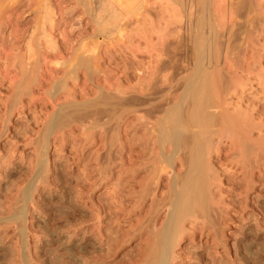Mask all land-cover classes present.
Returning <instances> with one entry per match:
<instances>
[{
  "label": "rangeland",
  "instance_id": "1",
  "mask_svg": "<svg viewBox=\"0 0 264 264\" xmlns=\"http://www.w3.org/2000/svg\"><path fill=\"white\" fill-rule=\"evenodd\" d=\"M81 1L0 0V264H153L152 249H161L170 222L165 264H264V0L239 7L223 0H101L99 7ZM206 22L224 41L210 71L228 69L220 68L224 87H212L229 94L220 90L226 103L214 96L205 109L219 114L227 105L236 113L238 106L248 132L243 127L241 139L211 134L205 165L212 166L198 179L204 210L179 221L172 211L189 160L184 145L173 147L164 136L191 140L198 127L184 126L187 102L181 125L165 124V115L179 105L183 77L193 71L190 51L180 64L176 41L205 34L199 27ZM210 170L220 178L211 179Z\"/></svg>",
  "mask_w": 264,
  "mask_h": 264
},
{
  "label": "bare ground",
  "instance_id": "2",
  "mask_svg": "<svg viewBox=\"0 0 264 264\" xmlns=\"http://www.w3.org/2000/svg\"><path fill=\"white\" fill-rule=\"evenodd\" d=\"M82 1H85V0H82ZM81 1V2H82ZM90 1V0H89ZM94 3V6L95 7H99L100 5H101V3H102V1L101 0H92ZM112 1V0H111ZM189 1H191V0H189ZM197 1V0H196ZM206 0H201V2H205ZM209 1H211V0H209ZM215 1V0H214ZM219 1V0H218ZM222 1V0H221ZM220 1V2H221ZM225 3L227 2V3H229V6H230V4H233V6H240L239 4L240 3H249L250 2V4H252V2L251 1H253V0H223ZM222 1V2H223ZM256 1V0H255ZM261 1H263V0H261ZM45 2V1H44ZM88 2V1H87ZM104 2H105V0H104ZM103 2V3H104ZM183 2V1H182ZM187 2V1H186ZM191 2H193V1H191ZM198 2V1H197ZM199 2H200V0H199ZM254 2V1H253ZM257 2V1H256ZM255 2V3H256ZM39 4H41L40 2H38ZM43 3V2H42ZM79 3V2H78ZM84 3H86V1L84 2ZM91 3V2H90ZM210 3V2H209ZM239 3V4H238ZM44 4V3H43ZM106 4H107V2H106ZM211 4V3H210ZM213 4V3H212ZM218 4H219V2H218ZM236 4V5H235ZM254 4V3H253ZM109 5V4H108ZM181 5V4H180ZM200 5H201V3H200ZM214 5H215V3H214ZM222 5V4H221ZM223 5H225V4H223ZM48 6V5H47ZM46 6V8H48ZM90 6V5H89ZM88 6V7H89ZM142 6V5H141ZM146 6V5H145ZM212 6V5H211ZM211 6H209V7H211ZM232 6V5H231ZM242 6V5H241ZM44 7L45 6H43V8L42 9H44ZM51 7V6H50ZM71 7V6H70ZM87 7V6H86ZM111 7V6H110ZM110 7L108 6V7H105V8H109L110 9ZM182 7V6H181ZM199 7V6H198ZM224 7V6H223ZM247 7H249V6H247ZM83 8V7H82ZM144 8V7H143ZM182 8H184V7H182ZM181 8V9H182ZM219 8V7H218ZM253 8V7H252ZM49 9V8H48ZM69 9V8H68ZM85 9V12H86V8H84ZM89 9V8H88ZM93 9V8H92ZM99 9V8H98ZM98 9H96V11L98 10ZM114 9V8H113ZM180 9V10H181ZM199 9V8H198ZM211 9V8H210ZM232 9V8H231ZM235 9V8H234ZM237 9H239V8H237ZM260 9V8H259ZM104 10H106V9H103V11ZM111 10V9H110ZM151 10V9H150ZM243 10H244V8H243ZM258 10V9H257ZM89 11V10H88ZM93 11H94V9H93ZM92 11V12H93ZM101 10L99 9V11H98V13L96 14V18H97V15H99ZM102 11V12H103ZM208 11V10H207ZM239 11V10H238ZM248 11V10H247ZM254 11V10H253ZM41 12V11H40ZM44 12V11H43ZM47 12H48V10H47ZM47 12H45V13H47ZM49 12H50V10H49ZM53 12V11H52ZM66 12V11H65ZM95 12V11H94ZM105 12H107V11H105ZM111 12V11H110ZM113 12H114V10H113ZM112 12V13H113ZM148 12V11H147ZM182 12V11H181ZM180 12V13H181ZM191 12V11H190ZM203 12V11H202ZM209 12V11H208ZM217 12V11H216ZM104 13V12H103ZM108 13V12H107ZM111 13V15H113ZM115 13V12H114ZM179 12H177V14H178ZM205 13V12H204ZM211 13V12H210ZM246 13V12H245ZM244 13V14H245ZM90 14V13H89ZM190 14V13H189ZM192 14V13H191ZM233 14H234V12H233ZM236 14H238V13H236ZM261 14H262V12H261ZM263 14H264V11H263ZM42 15H43V13H42ZM50 15V14H49ZM92 15V14H91ZM110 15V16H111ZM194 15V14H193ZM199 15V14H198ZM197 15V16H198ZM207 15H208V13H207ZM210 15V14H209ZM249 15H251V14H249ZM248 15V16H249ZM48 16V15H47ZM93 16V15H92ZM196 16V17H197ZM239 16V15H238ZM254 17L256 16L255 14L253 15ZM262 16V15H261ZM264 16V15H263ZM40 17V16H39ZM38 17V18H39ZM43 17H44V15H43ZM89 17H90V15H89ZM108 17V16H107ZM181 17H182V15H181ZM187 17V16H186ZM188 17H189V15H188ZM199 17H200V15H199ZM253 17V18H254ZM111 18H113V17H111ZM114 18H116V17H114ZM183 18V17H182ZM207 18H210V17H207ZM248 18H250V17H248ZM252 18V19H253ZM261 18H263V17H261ZM46 19V18H45ZM52 19V18H51ZM91 19H93V18H91ZM101 19V18H100ZM103 19V18H102ZM106 19V18H105ZM104 19V20H105ZM110 19V18H109ZM118 19V18H117ZM190 19V18H189ZM38 20V19H37ZM49 20V19H48ZM47 20V21H48ZM94 20H96V19H94ZM111 20V19H110ZM122 20V19H121ZM201 20H202V18H201ZM210 20V19H209ZM255 20V19H254ZM261 20V19H260ZM45 21V20H44ZM51 21V20H50ZM189 21V20H188ZM206 21V20H205ZM205 21H204V24H205ZM250 21V20H249ZM259 21V20H258ZM43 22V21H42ZM52 22V21H51ZM50 22V23H51ZM97 22L98 23H100L99 22V16H98V20H97ZM190 22V21H189ZM196 22V21H195ZM208 22V21H207ZM206 22V23H207ZM211 22V21H210ZM232 22V21H231ZM97 23V24H98ZM112 23V22H111ZM192 23V22H191ZM234 23V22H233ZM236 23V22H235ZM254 23V22H253ZM52 24V23H51ZM211 24V23H210ZM210 24L209 23H207V25H209L210 26ZM262 24H264V23H262ZM102 25V24H101ZM195 25V24H194ZM200 25H202V23H200L199 24V26ZM206 25V24H205ZM244 25H246V24H244ZM252 27H253V25L252 24H250ZM103 26V25H102ZM115 26V25H114ZM118 26V25H117ZM203 26V25H202ZM209 26L208 27H206L205 28V26L204 27H199L200 28V30H201V28H202V30L203 31H206V35L204 34V33H202V35L201 36H194V38H193V36H192V40H191V42H190V40H188L189 41V44L187 43V41H185V38L186 37H183L182 35H180V37L182 36V38L180 39V38H176V40H178V41H176L177 42V45L176 46H178V48H179V53L181 52V57H179L180 58V64L183 66V65H185L184 63H182V61L184 60V56H186L187 57V55H189V56H191L190 54H188V51H190V53L192 54V56L193 57H191V58H193V61L191 60V59H189V56H188V58L187 59H189L190 61H189V63H191V65H192V69H193V71H192V69L190 68V70L192 71V72H190V70H189V72L191 73H187V74H190V76L188 77L187 76V74L185 75V76H187L188 78H186L185 76L183 77V78H185V80L183 79H181L182 80V84H183V86H184V90H183V92H182V89H181V91L180 92H182V93H180L179 92V94H178V100H179V102H178V104L179 105H177V106H175V108L174 109H171L172 111H170L171 113H170V115L166 118V116L167 115H165V119H168V120H166V122H165V124L167 123V121H168V123H172V124H174L175 125V123H176V126L180 123V125H181V121H180V118L182 117V113H181V106H182V104L183 103H185V102H187V106H186V108H185V110H186V112L184 111V113H186V115H184V120H185V125L184 126H186V124H193L194 126H197L198 128H197V130L193 133V131H191V133H193V134H190V136L192 135V137H190L189 139H191V140H188V138L186 137V136H183V134H182V136H180V137H177V138H174V139H172V137L170 136V133L169 132H171V131H168V134L167 135H165L164 137H165V139L166 140H168L169 142H171L172 143V146L173 147H177V145H181V146H183L184 148H186V149H184V150H186L187 152V154H186V156L188 157V162H187V164L186 165H188V167H185V170H186V176L185 177H183L184 179H185V181H186V183H184L183 182V180L184 179H182L181 180V182L183 183V189H182V187H181V190H180V187H178L179 188V201L176 203V209H173V211H172V213H173V215H175V219L177 220H179V221H181V219L185 216V215H188V214H191L192 213V215H193V212L194 211H196V209L197 208H203V210H204V207H203V202H204V200H205V198L203 197V189H204V187H203V189H202V187L199 185L200 183L198 182L199 180V178L202 176V171L204 170L203 169V167L204 168H206L207 169V167H206V165H205V161L207 160H205V156H206V158L208 157L207 155V152H209L208 150H210L209 148H210V146L211 145H213V144H211L210 146H209V144H210V139H211V143H212V138H211V136L214 134V135H217V136H219V135H221V136H223V135H225L226 133H228V132H230L231 134H235L236 136H235V138L237 139V138H239V139H241V138H243V136L241 137V129L243 128V127H245L246 125H244L245 124V122L247 121V119L244 117L245 115H246V113L245 114H243L242 112L243 111H237V109H238V106H237V108L236 107H234V108H236V111H234V112H236V113H233L231 110H229V113L226 111L227 110V105H226V108L224 109V112H222V113H219L218 114V111L217 112H215L214 111V113L212 112V113H209V111H208V109L206 110L205 109V107H208L209 105H210V103H211V105L210 106H212V104H215V103H213V101H212V98L215 96V98H217V100H220L219 102H221V99H219V93H220V90H223V94H221V95H226V94H229V93H227V91H226V89L225 88H221V89H217L218 87H216V89H214V87H212V85H215V84H218V86H220L221 84V86H223V83L226 81L225 80V73H224V75L221 73V70L222 69H225L224 67H219V69L218 68H216V70H215V72L214 73H211V67L213 68V67H218L217 66V61H216V58H215V55H218L217 54V51H219V52H222L220 49V45H223V43H224V41H222L223 40V38H222V35H218V32L216 33V35L214 34V32L212 33V31H214V30H212L211 28L214 26H210V28H209ZM217 26V25H216ZM255 26V25H254ZM263 26V25H262ZM261 26V27H262ZM116 27V26H115ZM184 27V26H183ZM192 27V26H191ZM194 27H196V26H194ZM222 26H220V28H221ZM238 27V26H237ZM245 27V26H244ZM102 28V27H101ZM178 28V27H177ZM193 28V27H192ZM191 28V29H192ZM198 28V29H199ZM264 28V27H263ZM106 28H104L103 27V31L105 30ZM180 29V28H179ZM244 29V28H243ZM94 30L95 29H93V32H94ZM178 30V29H177ZM195 30H196V28H195ZM226 30V29H225ZM232 30V29H231ZM234 30V29H233ZM246 30V29H245ZM253 30V29H252ZM258 30V29H257ZM183 31H185L184 29H183ZM220 31H221V29H220ZM229 31V30H228ZM241 31V30H240ZM251 31V30H250ZM178 32V31H177ZM196 32V31H195ZM222 32V31H221ZM230 32H232V31H230ZM254 32V31H253ZM189 33H191V32H189ZM197 33V32H196ZM196 33H194V34H196ZM199 33V32H198ZM225 33V32H224ZM234 33V32H233ZM257 33V32H256ZM261 33V32H260ZM42 34V33H41ZM98 34V33H97ZM181 34H182V32H181ZM187 34V33H186ZM193 34V35H194ZM204 34V35H203ZM239 33H237V35H238ZM248 34V33H247ZM246 34V35H247ZM259 34V33H258ZM92 35V34H91ZM138 35V34H137ZM226 35V34H225ZM228 35V34H227ZM231 35V33H229V36ZM232 35H234V34H232ZM231 35V36H232ZM236 34H235V36H237ZM260 35V34H259ZM262 35V34H261ZM86 36V35H85ZM179 36V35H178ZM177 36V37H178ZM220 36H221V38L222 39H220ZM231 36H230V39H231ZM239 36V35H238ZM249 36V35H248ZM247 36V37H248ZM258 36V35H257ZM46 37V36H45ZM189 38L188 39H190V34H189V36H188ZM246 37V36H245ZM228 38V37H227ZM232 38H234L235 39V37H233L232 36ZM240 38V37H239ZM250 38V37H249ZM248 39V38H247ZM56 40H57V38H56ZM225 40V39H224ZM245 40V39H244ZM250 40V39H249ZM55 41V40H54ZM81 41V40H80ZM169 41V40H168ZM231 41V40H230ZM235 41V40H234ZM246 41V40H245ZM48 42H50V41H48ZM172 42V41H171ZM170 42V43H171ZM223 42V43H222ZM243 42V41H242ZM247 42V41H246ZM54 43V42H53ZM139 43V42H138ZM137 43V44H138ZM170 43H167V44H170ZM227 43H231V42H227ZM233 43V42H232ZM46 44V43H45ZM172 45H173V43H171ZM220 44V45H219ZM244 44V43H243ZM175 45V44H174ZM218 46V48H216V46ZM226 45V44H225ZM231 45V44H230ZM237 45V44H236ZM47 46V45H46ZM120 46V45H119ZM131 46V45H130ZM134 46V45H133ZM176 46H174V47H176ZM188 46H189V48H190V50H188L187 48H188ZM220 46V47H219ZM56 47V46H55ZM223 47V46H222ZM226 47H228V45H226ZM54 48V47H53ZM119 48V47H118ZM228 48H230V47H228ZM228 48H226L227 49V51H228ZM52 49V48H51ZM176 49H177V47H176ZM219 49V50H218ZM234 49V48H233ZM237 49V48H236ZM148 50V49H147ZM157 50V49H156ZM172 50V49H171ZM222 50H223V48H222ZM242 50V49H241ZM135 51V50H134ZM138 51V50H137ZM231 51V50H230ZM232 51H234V50H232ZM232 51L230 52V54L232 53ZM177 52V51H176ZM175 52V53H176ZM108 53H109V51H108ZM135 53V52H134ZM234 53V52H233ZM97 55V54H96ZM110 55V54H109ZM176 55V54H175ZM182 55H183V57H182ZM219 55H221V54H219ZM238 55V54H237ZM101 56V55H100ZM108 56V55H107ZM152 56V55H151ZM180 56V55H179ZM225 56H227V55H225ZM90 57V56H89ZM95 57V56H94ZM220 57L221 56H219V60H220ZM82 58H84V57H82ZM161 58V57H160ZM160 58H158V60L160 59ZM226 58V57H225ZM229 58V57H228ZM36 59V58H35ZM35 59H34V61H35ZM75 59V58H74ZM79 59H80V56H79ZM96 59H98V55H97V57H96ZM227 59V58H226ZM230 59V58H229ZM233 59V58H232ZM37 60V59H36ZM88 60V59H87ZM90 60V59H89ZM72 61V60H71ZM74 61V60H73ZM76 61V60H75ZM74 61V62H75ZM79 61V60H78ZM81 61H83V60H81ZM81 61H79V62H81ZM185 61V60H184ZM188 61V60H187ZM225 61V60H224ZM235 61V60H234ZM92 62H94V61H92ZM95 62H96V60H95ZM223 62V61H222ZM84 63V62H83ZM89 63V62H88ZM149 63V62H148ZM152 63V62H151ZM173 63V62H172ZM72 64V63H71ZM85 64V63H84ZM94 64V63H93ZM142 64H143V62H142ZM159 64V63H158ZM223 64V63H222ZM231 64H233L232 62H231ZM69 65H70V62H69ZM77 65H78V63H77ZM86 65V64H85ZM125 65V64H124ZM188 65V64H187ZM226 65V64H225ZM236 65H237V63H236ZM68 66V65H67ZM159 66V65H158ZM220 66V65H219ZM222 66V65H221ZM71 67V66H70ZM69 67V68H70ZM74 67V66H73ZM76 67H78V66H76ZM75 67V68H76ZM85 67V66H84ZM97 67V66H96ZM173 67H174V65H173ZM176 67H177V65H176ZM188 67V66H187ZM232 67V66H231ZM234 67H235V65H234ZM78 68H80V65H79V67ZM175 68V67H174ZM220 68H221V70H220ZM71 69V68H70ZM153 69V68H152ZM156 69V68H155ZM176 69V68H175ZM178 69V68H177ZM236 69V68H235ZM86 70V69H85ZM93 70V69H92ZM97 70H98V68H97ZM174 70V69H173ZM230 70V69H229ZM34 71V70H33ZM68 71V70H67ZM66 71V72H67ZM88 71V70H87ZM93 71H96V70H93ZM224 70H222V72H223ZM227 71H228V69H227ZM227 71H224V72H227ZM53 72V71H52ZM57 72V71H56ZM69 72V71H68ZM99 72V71H98ZM188 72V71H187ZM231 72V71H230ZM65 73V72H64ZM34 74H36V73H34ZM72 74H73V72H72ZM183 74V73H182ZM33 75V74H32ZM66 75V74H65ZM73 75H75V74H73ZM86 75V74H85ZM71 76V75H70ZM225 76V77H224ZM229 76V75H228ZM232 76V75H231ZM30 77V76H29ZM34 77V76H33ZM64 78H65V76H63ZM62 77V78H63ZM67 77V76H66ZM92 77V76H91ZM57 78H59V77H57ZM63 78V79H64ZM178 78V77H177ZM30 79V78H29ZM31 79H33V78H31ZM31 79H30V81H31ZM55 79V78H54ZM76 79V78H75ZM146 79V78H145ZM226 79H227V77H226ZM230 79V78H229ZM28 80V79H27ZM37 80V79H36ZM62 80V79H61ZM66 80V79H65ZM179 81H177V83L178 82H181L180 81V79H178ZM228 80V79H227ZM232 80V79H231ZM237 80V79H236ZM57 81V80H56ZM60 82V81H59ZM65 82V81H64ZM33 83V82H32ZM232 83H235V82H232ZM231 83V84H232ZM238 83V82H237ZM51 84V83H50ZM60 84V83H59ZM241 84V83H240ZM65 85H66V82H65ZM178 85V84H177ZM176 85V86H177ZM179 85H181V84H179ZM239 85V84H238ZM242 85V84H241ZM240 85V86H241ZM49 86H51V85H49ZM59 86V85H58ZM183 86H180V87H182L183 88ZM220 86V87H221ZM231 86V85H230ZM65 87V86H64ZM211 87L213 88V89H211ZM224 87V86H223ZM227 87V86H226ZM234 87V86H233ZM239 87V86H238ZM242 87H243V85H242ZM245 87V86H244ZM60 88H62L63 89V87H61L60 86ZM59 88V89H60ZM66 88V87H65ZM64 88V89H65ZM122 88H124V87H122ZM152 88H154V87H152ZM179 88V87H178ZM177 88V89H178ZM234 88H236V87H234ZM67 89V88H66ZM127 89V88H126ZM150 89V88H149ZM229 89V88H228ZM102 90V89H101ZM125 90V89H124ZM174 90V89H173ZM215 90V91H214ZM225 90V91H224ZM234 90V89H233ZM60 91V90H59ZM232 91V90H231ZM237 91V90H236ZM51 92V91H50ZM58 92V91H57ZM107 92H108V90H107ZM226 92V93H225ZM234 92V91H233ZM115 93V92H114ZM125 93H126V91H125ZM152 93V92H151ZM175 93V92H174ZM239 93H241V92H239ZM243 93V92H242ZM100 94V93H99ZM169 94H170V92H169ZM52 95V94H51ZM145 95H147V94H145ZM171 95V94H170ZM237 95V94H236ZM99 96H101V95H99ZM70 97V96H69ZM72 97H74V96H72ZM76 97V96H75ZM102 97V96H101ZM113 97V96H112ZM146 97V96H145ZM66 98V97H65ZM64 98V99H65ZM109 98V97H108ZM115 98V97H114ZM117 98V97H116ZM115 98V99H116ZM119 98V97H118ZM71 99V98H70ZM99 99V98H98ZM104 99V98H103ZM110 99V98H109ZM163 99H165V98H163ZM226 96H224L223 97V101L225 102L226 100ZM236 99V98H235ZM75 100V99H74ZM81 100V99H80ZM83 100V99H82ZM120 100H122V98H120ZM231 100H232V98H231ZM65 101V100H64ZM92 101H94V100H92ZM100 100H98V102H99ZM103 101V100H102ZM161 101V100H160ZM222 101V102H223ZM66 102V101H65ZM79 102V101H78ZM168 102V101H167ZM221 102V103H222ZM223 102V103H224ZM231 101H229V103H230ZM81 103V102H80ZM86 103V102H85ZM118 103V102H117ZM226 103V102H225ZM224 103V104H225ZM228 103V101H227V104H229ZM247 103V102H246ZM61 104V103H60ZM59 104V105H60ZM69 104V103H68ZM100 103H98V105H99ZM104 104H105V102H104ZM159 104V103H158ZM217 104V103H216ZM240 104V103H239ZM64 105V104H63ZM62 105V106H63ZM106 105V104H105ZM112 105V104H111ZM116 105V103L114 104V106ZM170 105V104H169ZM223 105V104H222ZM230 105V104H229ZM237 105V104H236ZM256 105V104H255ZM254 105V106H255ZM57 106V105H56ZM94 106H95V104H94ZM154 106V105H153ZM215 106V105H214ZM220 106V105H219ZM231 106V105H230ZM253 106V107H254ZM59 107V106H58ZM81 107V106H80ZM97 107V106H96ZM216 107V106H215ZM217 107H218V105H217ZM225 107V106H224ZM242 107V106H241ZM249 107V106H248ZM252 107V106H251ZM65 108V107H64ZM64 108H62V109H64ZM101 108V107H100ZM163 108V107H162ZM173 108V107H172ZM243 108V107H242ZM69 109V108H68ZM155 109V108H154ZM240 109V108H239ZM245 109H248V108H245ZM262 109V108H261ZM57 110V109H56ZM59 110V109H58ZM66 110V109H65ZM64 110V111H65ZM81 110V109H80ZM98 110V109H97ZM104 110V109H103ZM110 110V109H109ZM170 110V109H169ZM249 110H250V108H249ZM252 110L254 111L255 109H253L252 108ZM251 110V111H252ZM77 111V110H76ZM102 111V110H101ZM100 111V112H101ZM151 111H152V109H151ZM150 111V112H151ZM162 111V110H161ZM212 111V110H211ZM226 111V112H225ZM230 111H231V114H230ZM262 111V110H261ZM83 112H85V111H83ZM96 112V111H95ZM237 112H241V115L239 114V113H237ZM246 112V111H245ZM65 113V112H64ZM98 113H99V111H98ZM164 113V112H163ZM217 113V114H216ZM77 114V113H76ZM97 114V113H96ZM168 114H169V112H168ZM260 114V113H259ZM79 115V114H78ZM213 115V116H212ZM244 115V116H243ZM248 115H249V113H248ZM74 116V115H73ZM106 116V115H105ZM164 116V115H163ZM241 116V117H240ZM244 117V119H243V117ZM258 116H260V115H258ZM52 117H53V115H52ZM51 116H50V118H52ZM79 117V116H78ZM157 117V116H156ZM247 117V116H246ZM242 118V119H241ZM248 118V120L249 119H251V118H249V117H247ZM164 119V120H165ZM254 119V118H253ZM49 120V119H48ZM58 120V119H57ZM64 120V119H63ZM157 120V119H156ZM160 120H161V118H160ZM242 120H246L245 122L244 121H242ZM259 120V119H258ZM51 121V120H50ZM252 121V120H251ZM257 121V120H256ZM262 121V120H261ZM260 121V122H261ZM63 122V121H62ZM179 122V123H178ZM253 122V121H252ZM258 122V121H257ZM178 123V124H177ZM249 123H251V122H249ZM172 124H171V127H173L172 126ZM190 124V125H191ZM253 124H254V122H253ZM257 124V123H256ZM260 124V123H259ZM154 126H156V125H154ZM161 126V125H160ZM167 126V125H166ZM165 126V127H166ZM169 126V125H168ZM257 126V125H256ZM188 127V126H187ZM190 127V126H189ZM264 127V126H263ZM246 128V127H245ZM255 128H258V127H255ZM162 129H163V127H162ZM161 129V130H162ZM172 129V128H171ZM154 130V129H153ZM165 130H170V129H165ZM174 130V129H173ZM187 130H188V128H187ZM252 130V129H251ZM252 131H254V130H252ZM45 132V131H44ZM150 132V131H149ZM155 132V131H154ZM165 132H167V131H165ZM188 132H190V131H188ZM246 132H248L247 131V128H246ZM260 132V131H259ZM159 133L161 134V137H162V133H161V131H159ZM171 133H173V132H171ZM175 133V132H174ZM185 133L186 132H184V135H185ZM229 133V134H230ZM250 133H251V131H249V136H251L250 135ZM262 133H264V132H262ZM176 134V133H175ZM189 134V133H188ZM212 134V135H211ZM230 134V135H231ZM244 134H245V132H244ZM177 135V134H176ZM233 135H232V137H233ZM263 135V134H262ZM154 136V135H153ZM227 136V135H226ZM260 136V135H259ZM246 137V136H245ZM257 137V136H256ZM264 137V136H263ZM262 137V138H263ZM44 138V137H43ZM227 138H228V136H227ZM250 138H252V137H250ZM261 138V137H260ZM260 138H258V139H260ZM231 139V138H230ZM246 140L247 139H249V138H245ZM156 140V139H155ZM161 140H162V138H161ZM160 140V141H161ZM44 141V140H43ZM163 142L165 141L164 139L162 140ZM189 141H190V144H187V143H189ZM239 142H241L242 140H238ZM250 141V140H249ZM260 141V140H259ZM162 142V143H163ZM239 142H238V144H239ZM244 142H246V141H244ZM263 142H264V140H263ZM166 143V142H165ZM168 143V142H167ZM214 143V142H213ZM258 143V142H257ZM261 143V142H260ZM260 143H259V145H260ZM159 144H161L160 142H159ZM250 144V143H249ZM262 144H264V143H262ZM165 145V144H164ZM189 145V146H188ZM216 145V144H215ZM240 145V144H239ZM244 145H246V143L244 144ZM253 145V144H252ZM254 146V145H253ZM257 146V145H256ZM40 147H42V146H40ZM161 147H163V145L161 146ZM165 148H166V145L164 146ZM215 147V146H214ZM240 148H242L241 146H239ZM238 147V148H239ZM248 147V146H247ZM258 147V146H257ZM257 147H256V149H257ZM213 148V147H212ZM176 149V148H175ZM259 149V148H258ZM179 150V149H178ZM183 150V149H182ZM236 150V149H235ZM211 151V150H210ZM218 151V150H217ZM250 151V150H249ZM256 151V150H255ZM264 151V150H263ZM184 152V151H183ZM259 152V151H258ZM261 152V151H260ZM185 153V152H184ZM210 153V152H209ZM212 153V152H211ZM207 154V155H206ZM224 154V153H223ZM232 154V153H231ZM238 155H239V153H237ZM237 154H236V156H237ZM241 154H242V152H241ZM262 154V153H261ZM185 155V154H184ZM210 155V154H209ZM243 155H245V154H243ZM39 157V156H38ZM38 157H37V159H38ZM219 157V156H218ZM226 157V156H225ZM41 158H42V156H41ZM170 158V157H169ZM174 158V157H173ZM177 158V157H176ZM181 158V157H180ZM208 158H210V157H208ZM238 158V157H237ZM245 158V157H244ZM40 159V158H39ZM156 159V158H155ZM171 159V158H170ZM223 159V158H222ZM41 160V159H40ZM167 160H168V158H167ZM181 160V159H180ZM234 160V159H233ZM236 160H238V159H236ZM241 160V159H240ZM159 161V160H158ZM157 161V162H158ZM171 161V160H170ZM239 161V160H238ZM247 160H245L244 162H246ZM252 161V160H251ZM175 162V161H174ZM182 162V161H181ZM207 162H209V160L207 161ZM221 162V161H220ZM235 162V161H234ZM240 162V161H239ZM241 162H242V160H241ZM218 163V162H217ZM38 164V163H37ZM158 164V163H157ZM175 164V163H174ZM181 164H183V163H181ZM209 164V163H208ZM242 164V163H241ZM247 164V163H246ZM243 165V164H242ZM41 166V165H40ZM185 166V165H184ZM208 167H211V166H209V165H207ZM241 166V165H240ZM244 166V165H243ZM161 167V166H160ZM159 167V168H160ZM169 167V166H168ZM172 167V166H171ZM170 167V168H171ZM158 168V169H159ZM188 168V169H187ZM246 168V167H245ZM154 169V168H153ZM157 169V170H158ZM179 169V168H178ZM209 169V168H208ZM206 170V171H209V170ZM211 170H212V168H210ZM152 170V169H151ZM185 170H184V172H185ZM211 170H210V172H208V173H206V171H205V174H209V173H211ZM39 171V170H38ZM42 171H44L43 169H42ZM183 172V173H184ZM214 172V174L215 173H218L217 171L215 172V171H213ZM38 173H40V172H38ZM152 174H154V173H152ZM177 174V173H176ZM182 174V173H181ZM222 174V173H221ZM35 175V174H34ZM38 175V174H37ZM182 175H184V174H182ZM213 174L211 173V179H214L215 177H216V175L214 176V178H212L213 176H212ZM219 175V174H218ZM230 175V174H229ZM36 176V175H35ZM153 176V175H152ZM174 176V175H173ZM179 176V175H178ZM208 177L210 176V175H207ZM43 178V177H42ZM149 178V177H148ZM179 178V177H178ZM181 178H182V176H181ZM202 178H204V181L206 182V176L205 175H203V177ZM218 178H220V177H216V179H218ZM151 179V178H150ZM201 179V178H200ZM175 180V179H174ZM179 180V179H178ZM147 181H149V179L147 180ZM146 181V182H147ZM171 181V180H170ZM204 181H203V179L201 180V184L203 185V183H204ZM177 182V181H176ZM203 182V183H202ZM208 182V181H207ZM214 182H216V180L214 181ZM219 182V181H218ZM238 182V181H237ZM150 183V182H149ZM152 183V182H151ZM179 183L180 182H178V185H179ZM199 183V184H198ZM208 183H212V180L210 181L209 180V182ZM207 183V184H208ZM170 184V183H169ZM175 184V183H174ZM184 184H186L185 186H184ZM246 184H247V181H246ZM177 185V186H178ZM181 185V184H180ZM206 185V184H205ZM218 186V185H217ZM174 187H176L175 185H174ZM210 188H211V186H209ZM209 187H207V188H209ZM177 188V187H176ZM176 188H174V189H176ZM209 188V189H210ZM147 189V188H146ZM145 189V190H146ZM31 190V189H30ZM178 189H176V191H177ZM213 190H214V188H213ZM172 191V190H171ZM175 191V193L172 191V193H174V194H172V195H174V197H175V195H176V192ZM181 191V192H180ZM203 191V192H202ZM209 191V190H208ZM29 192H31V191H29ZM24 193V192H23ZM168 193V192H167ZM206 193V192H205ZM216 193V192H215ZM211 195H212V193H210ZM206 195V194H205ZM204 195V196H205ZM30 196V195H29ZM213 196H215V195H213ZM172 197V196H171ZM209 197V196H208ZM207 198V197H206ZM213 198V197H212ZM20 199V198H19ZM167 199H169V197L167 198ZM207 199H209V198H207ZM218 199V198H217ZM17 200V199H16ZM21 200V199H20ZM161 200V199H160ZM164 200V199H163ZM176 200V199H175ZM174 200V201H175ZM215 200V199H214ZM162 201V200H161ZM171 201V200H170ZM172 201H173V198H172ZM207 201V200H206ZM218 201V200H217ZM217 201H215L214 203L216 204V202ZM18 202V201H17ZM176 202V201H175ZM212 202V201H211ZM171 203H174V202H171ZM219 203V202H218ZM218 203H217V205H218ZM221 203V202H220ZM21 204V203H20ZM208 204V203H207ZM161 205H162V203H161ZM208 206V205H207ZM224 206V205H223ZM25 207V206H24ZM225 207V206H224ZM21 208V207H20ZM157 208V207H156ZM159 208V207H158ZM19 209V208H18ZM200 209V210H201ZM209 209V208H208ZM207 209V210H208ZM206 210V211H207ZM202 212V211H201ZM23 213V212H22ZM156 213V212H155ZM209 213V212H208ZM207 213V214H208ZM19 214H20V212H19ZM197 214V213H196ZM210 214V213H209ZM208 214V215H209ZM222 214V213H221ZM200 215H202V214H200ZM207 215V216H208ZM172 216V215H171ZM171 216H170V218H171ZM194 217H196L195 215H193ZM192 216V217H193ZM199 216V215H198ZM216 216H217V214H216ZM174 216H172V220L174 219L173 218ZM214 217V216H213ZM169 218V217H168ZM22 219V218H21ZM151 219V218H150ZM165 219V218H164ZM170 219V220H171ZM206 219V218H205ZM165 221V220H164ZM211 221V220H210ZM150 222V221H149ZM202 222V221H201ZM162 223V222H161ZM176 223V222H175ZM178 223V222H177ZM176 223V224H177ZM180 223V222H179ZM195 223H197V222H195ZM204 223V222H203ZM207 223V222H206ZM205 223V224H206ZM18 224V223H17ZM175 224V225H176ZM182 224V223H181ZM193 224V223H192ZM201 224V223H200ZM173 225H174V223L173 222H170V227L172 228L173 227ZM179 225V224H178ZM197 225V224H196ZM168 226V225H167ZM182 227V226H181ZM197 227V226H196ZM171 228H170V230H169V232L168 231H165V232H163L162 233V235H161V239L160 240H162L160 243H162V247H161V249H160V247H158L159 249L157 250L156 248H153L152 249V251H154L155 253H157L158 255H155L156 256V258H155V256H153L154 258V260H151V261H154L153 262V264H165L166 263V260H165V255H166V253H167V250H168V247L166 246L167 245V243L169 242V236H168V234H167V232L170 234V231H171ZM176 228H177V226H176ZM156 229H158V228H156ZM160 229H162V228H160ZM166 230V229H165ZM181 230H183V229H181ZM184 230H185V228H184ZM196 230V229H195ZM161 231V230H160ZM179 231V228H177V232L176 233H179L178 232ZM183 232V231H182ZM184 233V232H183ZM180 234H182L181 232H180ZM159 235V234H158ZM178 235V234H177ZM180 236V235H179ZM158 238H160V235H159V237ZM176 238H178V237H176ZM154 239V238H153ZM155 241V240H154ZM159 242V239H157L156 240V242ZM177 241V240H176ZM175 241V242H176ZM152 242V241H151ZM175 244V243H174ZM71 247V246H70ZM80 249V248H79ZM173 249V248H172ZM171 249V250H172ZM170 250V249H169ZM169 250H168V252H169ZM80 251H81V249H80ZM157 251V252H156ZM82 252V251H81ZM154 252H152V253H154ZM151 253V254H152ZM150 254V253H149ZM173 254V253H172ZM149 256H151V255H149ZM167 256V255H166ZM174 256V255H173ZM179 256V255H178ZM172 256H170V258H171ZM150 258V257H149ZM148 258V259H149ZM158 258V259H157ZM132 259H133V257H132ZM145 259V258H144ZM174 259V258H173ZM141 260V259H140ZM157 260V261H156ZM168 260V259H167ZM172 260V259H171ZM145 262V261H144ZM147 262V261H146ZM169 262V261H168ZM134 263V262H133ZM138 263V262H137ZM146 264V263H145ZM152 264V263H151ZM174 264V263H173Z\"/></svg>",
  "mask_w": 264,
  "mask_h": 264
}]
</instances>
